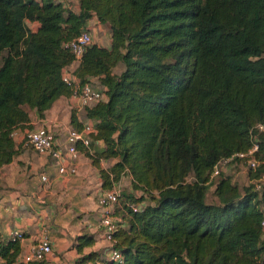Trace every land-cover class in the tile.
I'll use <instances>...</instances> for the list:
<instances>
[{"label":"trees","instance_id":"obj_1","mask_svg":"<svg viewBox=\"0 0 264 264\" xmlns=\"http://www.w3.org/2000/svg\"><path fill=\"white\" fill-rule=\"evenodd\" d=\"M78 5L66 15L55 0H0V166L13 159L11 133L29 124V110L42 119L58 98H70L62 73L76 59L66 45L91 34L87 23L97 20L108 25L110 45L86 44L73 74L80 83L96 78L104 91L85 108L92 140L104 146L92 155L78 148L94 164L116 159L100 169L104 189L128 173L133 190L151 196L134 212L129 205L139 198L122 194L126 225L112 248L123 260L108 264H264V191L253 183L239 189L224 174L210 179L220 159L254 142L259 165L248 179L264 173L257 128L264 126V0ZM118 63L124 70L114 74ZM71 124L82 128L73 112ZM212 185L219 203L206 201ZM77 241L78 251L93 243L88 235ZM18 252L19 241L0 244L4 264Z\"/></svg>","mask_w":264,"mask_h":264},{"label":"crops","instance_id":"obj_2","mask_svg":"<svg viewBox=\"0 0 264 264\" xmlns=\"http://www.w3.org/2000/svg\"><path fill=\"white\" fill-rule=\"evenodd\" d=\"M55 1L63 4L66 15L69 11H79L78 0ZM26 23L32 31L39 26L37 22ZM101 25L94 19L87 23L91 35L94 28ZM108 38L110 43L109 35ZM77 65L78 62L73 61L67 68L74 70ZM73 107L71 98L61 96L46 109L44 118H38L33 110H29V124L13 131L16 153L11 162L0 166V244L8 242L14 230L21 231L24 236L12 264H25L23 255L43 237L48 238L52 248L44 264H108L110 261V245L99 225L101 211L96 200L104 189L100 169L109 168L116 159H100L99 164H94L93 158L79 149L77 173L59 174L57 163L50 155L35 152L23 140L28 128L44 125L59 133L64 142L67 130L72 127V112L76 122L86 121L85 111ZM92 145L91 155L104 146L100 140ZM43 174L48 177L47 181L41 179ZM118 186L123 192L138 194L131 186L128 173L122 174L112 188ZM120 207L117 203L113 213L125 220ZM82 235L91 237L93 243L78 251L77 237ZM4 262L0 257V264Z\"/></svg>","mask_w":264,"mask_h":264},{"label":"built area","instance_id":"obj_3","mask_svg":"<svg viewBox=\"0 0 264 264\" xmlns=\"http://www.w3.org/2000/svg\"><path fill=\"white\" fill-rule=\"evenodd\" d=\"M91 41V34L89 31H83L79 36L71 40L66 46L75 56V61L78 62L84 46ZM63 81L70 86L72 94L70 96L73 105L78 110H84L86 107H91L97 102L105 99V94L102 88H97L91 82L80 83L73 70L67 68L62 73ZM94 121L86 118L82 123V128L75 129L69 128L65 134L64 142L59 137V133L53 129L41 125L35 129L27 130L25 132L24 141L25 145L33 149L39 154L50 155L57 163V171L59 174H76L77 173V159L80 153L78 144L86 149H90L93 143L92 133L95 132ZM257 128L264 132V126L259 124ZM13 138L14 133H11ZM258 145L253 143L252 147L246 152H238L227 158L220 159L212 168L210 172V179L218 178L222 174L225 175L227 165L235 162L238 158L246 163L248 169L255 170L259 165V161L255 158L254 153L257 152ZM43 181H47L46 175H41ZM254 189L257 191H264V173L259 178L253 180ZM121 187L110 189H103L97 196V206L101 211L99 225L103 230L104 239L110 245L109 260L115 263H121L123 260L122 253L119 250L113 249L112 245L115 242L113 234L122 226L126 225L125 220L121 216L114 214V206L119 203ZM142 197L146 198L145 194ZM134 211H140L142 201L138 200L129 205ZM264 228V219L261 222ZM23 233L19 230L11 232L9 240L21 241ZM52 252L51 244L47 237L39 239L35 244L30 246L28 252L23 255L22 262L25 264H44L47 256Z\"/></svg>","mask_w":264,"mask_h":264},{"label":"rangeland","instance_id":"obj_4","mask_svg":"<svg viewBox=\"0 0 264 264\" xmlns=\"http://www.w3.org/2000/svg\"><path fill=\"white\" fill-rule=\"evenodd\" d=\"M70 6H73V3H69ZM96 27V26H95ZM92 35H91V41L92 42H97L98 44H100L101 46L104 47H108L110 45L109 43V27L106 24H102L100 27L94 28V30L92 31ZM124 70V65L122 63H118L113 69L112 72L114 74H119L120 72H122ZM91 84L97 88H101L99 81L95 78L91 79ZM74 106V105H73ZM73 109L75 110L76 108L73 107ZM225 175L230 176L231 181L234 185H236L239 189H242L243 187L250 185L253 183V180L250 181L249 175H248V168L247 165L244 161L242 160H237L235 162H232L230 165H227L226 170H225ZM219 178V177H218ZM217 178H213L211 179V181L213 182L214 180H216ZM189 180H191V177H189ZM127 182V180H126ZM123 188L122 191L120 192V206L123 205V201L125 202V198L122 195L123 193ZM143 193L142 191L138 190V194H136L135 196L137 198H139L138 200L142 201V206L144 207L145 205L149 204L151 202V196L149 194H145V197H142ZM206 201L207 202H218V199L215 196L214 193V185H212L208 191H207V195H206ZM121 211V208L119 209Z\"/></svg>","mask_w":264,"mask_h":264}]
</instances>
